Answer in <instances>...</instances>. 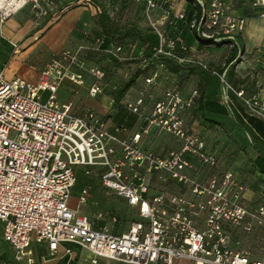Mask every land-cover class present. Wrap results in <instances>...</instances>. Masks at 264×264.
<instances>
[{"label": "built area", "instance_id": "2783aa9c", "mask_svg": "<svg viewBox=\"0 0 264 264\" xmlns=\"http://www.w3.org/2000/svg\"><path fill=\"white\" fill-rule=\"evenodd\" d=\"M145 7L147 19L158 3L155 0H119ZM167 1V0H166ZM194 25L197 37L213 41L229 40L238 46V37L247 15L235 12L225 0H208ZM44 0H0V21L30 5L44 13ZM251 7L264 16V0H251ZM177 16L183 18V12ZM157 43L147 65L165 57L178 64L192 62L209 67L199 59L175 51L178 36H169L155 25ZM214 30L218 35L207 34ZM96 49L103 55L120 58L123 45L96 37ZM185 49V45H182ZM81 43L64 49L39 72L35 82L21 77L7 79L0 72V221L2 238L12 249V261L0 264H48L56 258L62 243H73L91 253L90 262L106 258L128 264H264L250 259L244 250L231 247L229 229L254 225L264 231V205L242 203L244 185L232 171H219L217 159L205 147L204 139L187 124L183 112L190 107L197 89L184 97L169 87L155 95V74L144 77V86L133 99H125V109L142 120L139 130L120 138V126L111 132L105 120L89 109L70 112L58 101V89L65 80L78 85L89 77L88 94L103 91L105 70L89 61ZM220 78V99L228 112L234 105L229 91L239 97L245 112L264 121V101L258 94L246 95ZM150 86L154 89L147 88ZM152 129L171 135L177 146L165 154L141 144V135ZM204 166L211 172L200 178ZM93 173L101 187L112 191L135 207L137 219L126 230L113 233L95 227L91 219L68 201L76 181L75 169ZM84 186L79 203L88 200ZM99 211L96 218H102ZM42 249L39 254L35 248ZM71 250L65 249L69 254Z\"/></svg>", "mask_w": 264, "mask_h": 264}, {"label": "crops", "instance_id": "0c3cea01", "mask_svg": "<svg viewBox=\"0 0 264 264\" xmlns=\"http://www.w3.org/2000/svg\"><path fill=\"white\" fill-rule=\"evenodd\" d=\"M225 1L235 12L247 15V23L238 37L242 48L235 47L230 43L231 49L229 50L231 52L229 51L228 57L225 56L224 64L217 65V68L212 70L219 74L225 71L227 82L235 89H242L246 95L256 93L264 101V16H259L258 9L251 7V0ZM67 4L68 6H66ZM171 4L175 5L176 3L171 1ZM43 6L45 8L43 14H37L30 5H26L0 21V72L5 78L21 77L27 81L35 82L40 70L51 59L57 57L62 50L75 49L84 42L83 29L87 22L88 7L80 5V1L77 0H44ZM158 6L159 4L155 9ZM175 33H180L182 37V43L176 42L175 44V51L178 54L189 55L199 60L206 59V52L210 49L206 45L200 44L192 32L175 29ZM183 44L185 49L182 48ZM156 63L157 71L161 65L158 61ZM142 65L144 66L143 63ZM212 65L213 63L208 61L207 66ZM194 72L196 74L191 75V78L185 82V86L177 85V89L184 97L188 96L193 89L198 91L193 104L183 112L187 124L193 130L195 128V132L204 139L206 149L217 159V169L222 172L232 171L244 185L242 203L249 207L264 205V121L256 116H249L246 112L245 114L240 111H236L237 113L228 112L221 103V83L218 74L202 73L199 69H194ZM85 81L88 83V76L85 77ZM143 86L142 82L133 92H126L123 101L135 98L140 87ZM84 87L83 84L78 85L69 80L63 81L58 89V99L64 97L63 102L60 103L68 107H75L73 98ZM87 88L88 86L85 87V91L88 95ZM147 88L154 91L150 86ZM66 90L69 93L65 92ZM160 93L157 89L155 90L156 96ZM229 99L233 105L234 103L243 105L239 97L232 91H229ZM107 101L106 106L110 108L108 115L111 114V117H105L100 110L98 114L104 118L110 131L114 132V128L120 126L117 135L120 138H125L139 130L143 124L140 117L128 113L127 110H125L126 115L122 116V114H118L119 111L116 108H113L116 104L113 97L107 98ZM89 109L91 108L85 107L80 110L75 107V113H83ZM196 109L199 110L196 111ZM114 110L117 112L115 113ZM197 113L216 121L217 124L214 126L200 124ZM231 118H234L237 124L233 125ZM213 127H222V133L213 130ZM154 131L155 129H152L149 133L141 135V144L144 147ZM242 131L247 138L250 137L248 143H245ZM228 135L234 141L232 144H227V140L230 141ZM171 139L173 144L156 148L154 151L163 155L169 149L176 147L177 141L172 136ZM211 170L210 167L204 166L198 176L205 178ZM123 201L125 202L124 199ZM128 208L129 213L137 215L135 207L128 205ZM94 226L110 231L105 226ZM229 231L232 248L244 250L250 259L264 260V231L262 228L254 225L251 231H245L239 226L233 227ZM66 248L71 250L69 254L65 253ZM4 251L0 248L1 257ZM35 251L40 254L42 249L37 247ZM90 258L89 251L66 242L59 246L56 258L48 264H93L90 262ZM101 261L102 264H128L110 259L99 260V258L96 264ZM184 264L192 263L184 261Z\"/></svg>", "mask_w": 264, "mask_h": 264}, {"label": "rangeland", "instance_id": "374dc122", "mask_svg": "<svg viewBox=\"0 0 264 264\" xmlns=\"http://www.w3.org/2000/svg\"><path fill=\"white\" fill-rule=\"evenodd\" d=\"M77 1H80V5L88 7L87 22L83 29V43L89 47V49L85 50L86 57L89 61L99 63V65L105 70L106 74L103 79V94H99L95 97L89 96V94L87 95L85 87L88 86V83L84 82L83 85H85V87L82 90H79L73 98L74 104L75 107L80 110L85 107L91 108L96 113L100 110L105 117L110 118L111 114L108 115V113H110V108H107L106 106L108 103L107 98L114 96V91H116L123 81L131 76L133 71L143 67L140 58L151 52V46H147V43L151 42L153 34H155L154 25L166 35L174 36L176 34L175 29H177L179 23L176 20V16L179 11L184 9L186 0H155L159 6L150 13V19L152 22L147 19L145 7L138 3H121L119 0ZM171 1L176 4H171ZM66 6H68V4ZM99 13H103L107 18L117 22L123 27H134L133 34L124 38V43H122L123 52L120 55V58H115L109 55L105 56L101 51L96 49L97 43L95 42V38L98 36H95L92 29L95 26V20ZM186 30L191 33L189 26ZM205 32L207 34L218 35L216 31L211 29H206ZM204 45L210 50L206 52V59L201 61L206 65L209 61L213 63V65L209 66V70H205L198 64L192 62L183 63V67L185 68L182 73V78L178 83L179 86H185V82L191 78V75L196 74V72H189L188 74V69H199L202 73H211V70L217 68V65L220 66L224 64L225 56L227 55L228 57V54L231 52V50H229L231 49V44L228 41H224L221 44L207 42ZM236 47L242 48L241 43L238 42V46ZM186 57L193 58L189 55H186ZM148 72L149 69H146L140 73L136 78L135 84L127 92H133L137 85H140L143 82V79L147 76ZM65 92L69 93L67 90ZM123 99L124 98L122 97L121 101L113 107L116 108L119 111L118 114H122V116L126 115V111L122 106ZM63 100L64 97L58 99L59 102H63ZM234 105L235 108L233 109V113L240 111V113L245 114V107L243 105L241 106L236 103H234ZM75 107H70L69 111L76 112ZM234 118H231L233 125L237 124L236 121H234ZM131 119L132 116L130 120ZM213 130L222 133V127H213ZM243 135L245 143H248L250 137L247 138L244 132ZM228 139H230V141L227 140V144H232L234 142L229 135ZM169 144H173L171 136L163 131L155 130L149 138V141L146 142V147L154 150L159 147H166ZM76 177L77 182L72 189L68 205L77 208L80 213L87 214L94 225L105 226L106 228H109L111 232L118 233L124 231L129 222L137 218V215L129 213L130 210L128 205L121 197L117 196L112 191L101 187L98 177L95 178L93 175H86L82 172L77 173ZM83 186L89 187L88 200L85 203H79V195ZM99 211L103 213L102 218H96ZM1 232L2 223L0 221V248L5 250L2 257L0 256V260L12 261V249L9 244L3 240ZM100 259L106 258H99V260ZM99 264H102V261Z\"/></svg>", "mask_w": 264, "mask_h": 264}, {"label": "trees", "instance_id": "16d2710c", "mask_svg": "<svg viewBox=\"0 0 264 264\" xmlns=\"http://www.w3.org/2000/svg\"><path fill=\"white\" fill-rule=\"evenodd\" d=\"M202 3L206 8L208 0H202ZM182 12H183V18H179L178 16H176V20L179 22L177 29L185 31L189 26L191 32L194 34V36L197 38L200 44H205L207 42L221 44L224 41H228L230 43V41L226 39L213 41L211 37H197L195 33L194 25L199 21L203 12V8L200 6L197 0H186V5L182 10ZM92 32L95 34V36L103 37L104 45L108 43L122 44L124 43V38L126 36L133 34L134 27H128V28L123 27L119 25L117 22L107 18L103 13H99L98 16L96 17L95 26L93 27ZM176 35L182 38L180 33ZM157 40H158L157 36L153 34L151 42L147 43V46L149 47L151 46V52L148 55H144L143 57L150 58L152 56L153 54L152 48L157 43ZM156 61L160 62L161 65V68L157 71L155 69V66L157 64ZM183 66H184L183 64H178L173 60L165 57H159L157 59L152 60L147 65L141 67V69H136L135 71H133L131 76L127 80L121 83V85L116 89V91H114V96H112L114 103L117 104L121 101V98L124 96V94L135 84L136 78L139 76V74L145 71L146 69L147 70L149 69L147 76L155 74L158 81L155 90L157 89L158 92H161L162 90L169 87L177 88V85L180 79L182 78L183 75L182 73L185 68ZM189 72L193 73L194 70L188 69V74ZM122 106L124 110H126L123 104ZM197 110L199 109H196V111ZM197 117L200 124L202 125L214 126L215 124H217L216 121L210 120L204 117L202 114L197 113ZM79 172H82L86 175H93L95 178L97 177V175L93 173H85V171L82 168L75 169V175H77V173ZM76 182H77V177L75 184Z\"/></svg>", "mask_w": 264, "mask_h": 264}]
</instances>
